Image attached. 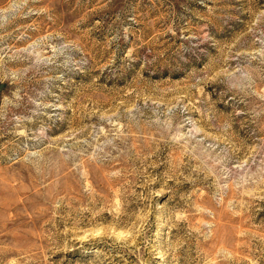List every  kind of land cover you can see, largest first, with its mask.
I'll return each instance as SVG.
<instances>
[{
    "label": "rangeland",
    "instance_id": "374dc122",
    "mask_svg": "<svg viewBox=\"0 0 264 264\" xmlns=\"http://www.w3.org/2000/svg\"><path fill=\"white\" fill-rule=\"evenodd\" d=\"M0 264H264V0H0Z\"/></svg>",
    "mask_w": 264,
    "mask_h": 264
}]
</instances>
